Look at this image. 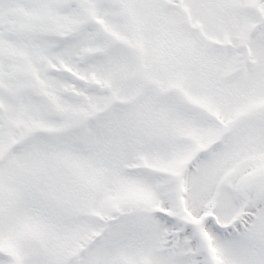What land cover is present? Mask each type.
I'll use <instances>...</instances> for the list:
<instances>
[{
    "label": "snow or ice",
    "instance_id": "obj_1",
    "mask_svg": "<svg viewBox=\"0 0 264 264\" xmlns=\"http://www.w3.org/2000/svg\"><path fill=\"white\" fill-rule=\"evenodd\" d=\"M0 264H264V0H0Z\"/></svg>",
    "mask_w": 264,
    "mask_h": 264
}]
</instances>
